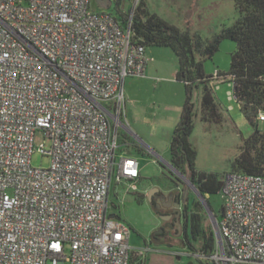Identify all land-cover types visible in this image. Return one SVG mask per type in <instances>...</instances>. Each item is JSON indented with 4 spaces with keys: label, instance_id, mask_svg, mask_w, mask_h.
<instances>
[{
    "label": "built area",
    "instance_id": "2783aa9c",
    "mask_svg": "<svg viewBox=\"0 0 264 264\" xmlns=\"http://www.w3.org/2000/svg\"><path fill=\"white\" fill-rule=\"evenodd\" d=\"M148 61L91 0H0V264H130V230L108 213V194L140 176L117 140L124 81ZM36 130L48 149L34 147ZM34 150L48 166L31 165ZM220 194L210 258L264 264V175L228 171Z\"/></svg>",
    "mask_w": 264,
    "mask_h": 264
},
{
    "label": "rangeland",
    "instance_id": "374dc122",
    "mask_svg": "<svg viewBox=\"0 0 264 264\" xmlns=\"http://www.w3.org/2000/svg\"><path fill=\"white\" fill-rule=\"evenodd\" d=\"M108 1L106 9L99 7L96 0H91V7L118 16L117 1ZM138 2L148 12L157 14L181 31H187L196 41L198 50L220 37L239 18V10L233 0H137L136 3L135 0H120L119 6L123 12L130 13ZM234 49L233 40L220 39L213 56L203 60L204 72L213 77L216 72L227 73ZM145 51L149 59L146 76L141 79L128 77L124 81V117L120 118L124 126L119 124L117 140L118 154L123 152L137 158L140 176L134 181L123 179L118 184L110 183L108 213L129 227L130 246L142 251V255L132 256L130 264H217L211 258L180 246L178 239H173L170 246L150 240L161 223L151 206L150 192L154 189L167 192L172 185L181 189L188 187L185 200L189 210L195 201L201 203V199L190 183L178 177L168 166L173 130L180 120L185 100V86L176 79L177 57L170 46L148 45ZM212 82L218 85L212 88V93L219 103L222 121L216 124L201 119L202 85L193 87L191 102L195 115L189 141L196 151L195 168L222 178L230 171L233 159L240 152L242 138L249 136L254 127L245 120L236 101L228 99L231 86L227 75H221ZM256 126L264 132V121L257 120ZM41 144L48 149L50 141L42 130H36L33 145L37 148ZM30 162L34 167H46L50 158L34 150ZM132 184L135 189L131 188ZM204 198L209 201L212 214L219 221V209L224 201L221 194Z\"/></svg>",
    "mask_w": 264,
    "mask_h": 264
},
{
    "label": "trees",
    "instance_id": "16d2710c",
    "mask_svg": "<svg viewBox=\"0 0 264 264\" xmlns=\"http://www.w3.org/2000/svg\"><path fill=\"white\" fill-rule=\"evenodd\" d=\"M116 1L118 16L111 15L122 29L129 30L133 39L145 46H170L178 60L176 79L185 86V100L170 142V169L188 176L196 191L204 197L221 191L225 173L219 178L214 173L197 170L194 166L196 151L189 141L193 128L192 117L195 115L191 92L193 87L202 85L201 119L221 123L219 103L212 93L213 76L204 72L203 60L213 56L220 39L229 38L235 42L229 69L225 74H217L227 75L233 81L238 108L245 120L254 127L249 136L242 138L240 152L233 159L230 171L264 175V132L256 126L257 114L264 109V0H233L239 10V18L201 50L197 49L196 41L187 31H181L157 14L148 12L141 2L128 13L120 9V0ZM205 200L210 207L207 198ZM219 213L221 217L223 204ZM178 241L180 246L194 254L207 258L214 254L215 231L199 201H195L193 208L187 212L183 233Z\"/></svg>",
    "mask_w": 264,
    "mask_h": 264
},
{
    "label": "flooded vegetation",
    "instance_id": "af4514ba",
    "mask_svg": "<svg viewBox=\"0 0 264 264\" xmlns=\"http://www.w3.org/2000/svg\"><path fill=\"white\" fill-rule=\"evenodd\" d=\"M184 189L177 185L169 187L167 192L154 189L150 194V203L160 218V225L151 234V242L171 244L173 239L182 236L186 214L189 211Z\"/></svg>",
    "mask_w": 264,
    "mask_h": 264
},
{
    "label": "water",
    "instance_id": "95a60500",
    "mask_svg": "<svg viewBox=\"0 0 264 264\" xmlns=\"http://www.w3.org/2000/svg\"><path fill=\"white\" fill-rule=\"evenodd\" d=\"M96 2L98 3L99 7H101V8L106 9V8L109 7V1H108V0H96ZM168 166L172 169L170 163H168ZM173 170H174V169H173ZM174 173H176V175H177L178 177H181V179H183L184 181L189 182L190 185H191V186L194 188V190L196 191V189H195V187L193 186L192 182H190V179H189L188 176H185V175H183L182 173L177 172L176 170H174ZM187 191H188V187H184V191H183L184 198H185V195H186V192H187ZM196 192H197V191H196ZM150 194H151V192L149 193V199H150ZM197 194L199 195V197H200V199H201V203H202V205H203V207H204V209H205V211H206V213H207V215H208L210 221L212 222L213 228H214V230H215L216 218H215V216L212 214V211H211L210 207L208 206V204H207V202H206L204 196L200 195L198 192H197Z\"/></svg>",
    "mask_w": 264,
    "mask_h": 264
},
{
    "label": "crops",
    "instance_id": "0c3cea01",
    "mask_svg": "<svg viewBox=\"0 0 264 264\" xmlns=\"http://www.w3.org/2000/svg\"><path fill=\"white\" fill-rule=\"evenodd\" d=\"M146 71H147V67H146ZM146 71H145V76H146ZM144 76V77H145ZM144 77H138V78H144ZM129 239H130V237H129ZM133 249V251H132V255H142V254H140V253H138L139 251H136L134 248H132Z\"/></svg>",
    "mask_w": 264,
    "mask_h": 264
}]
</instances>
